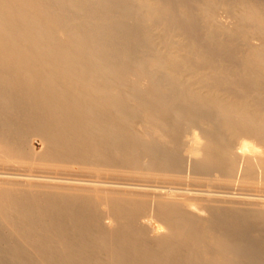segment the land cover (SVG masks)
I'll return each mask as SVG.
<instances>
[{
	"label": "bare ground",
	"instance_id": "obj_1",
	"mask_svg": "<svg viewBox=\"0 0 264 264\" xmlns=\"http://www.w3.org/2000/svg\"><path fill=\"white\" fill-rule=\"evenodd\" d=\"M255 187L264 0H0V264H264Z\"/></svg>",
	"mask_w": 264,
	"mask_h": 264
},
{
	"label": "rangeland",
	"instance_id": "obj_2",
	"mask_svg": "<svg viewBox=\"0 0 264 264\" xmlns=\"http://www.w3.org/2000/svg\"><path fill=\"white\" fill-rule=\"evenodd\" d=\"M238 188H239V189H238ZM249 189H251V191L254 192V193L257 191L255 194H259V192H260V193H264V192H263L264 189H263V190H261V189H258V190H257L256 187H255V189H254V188H249ZM232 190H234V192H235V191L237 192V190H238V191H239V190L241 191V187H240V186H237L236 188H235V187L232 188ZM258 191H259V192H258Z\"/></svg>",
	"mask_w": 264,
	"mask_h": 264
}]
</instances>
